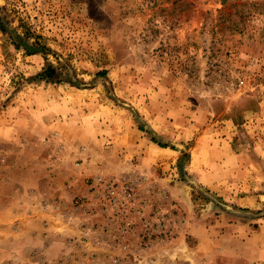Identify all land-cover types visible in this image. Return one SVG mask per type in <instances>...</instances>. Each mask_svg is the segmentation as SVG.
Returning a JSON list of instances; mask_svg holds the SVG:
<instances>
[{"label": "rangeland", "instance_id": "rangeland-1", "mask_svg": "<svg viewBox=\"0 0 264 264\" xmlns=\"http://www.w3.org/2000/svg\"><path fill=\"white\" fill-rule=\"evenodd\" d=\"M0 25V264H226L187 229L228 220L231 264H264V0H0ZM132 177L114 246L99 193Z\"/></svg>", "mask_w": 264, "mask_h": 264}, {"label": "built area", "instance_id": "built-area-1", "mask_svg": "<svg viewBox=\"0 0 264 264\" xmlns=\"http://www.w3.org/2000/svg\"><path fill=\"white\" fill-rule=\"evenodd\" d=\"M138 179H106L103 183V189L99 193L101 209L109 221L114 220L115 238L114 246L125 247L128 237L135 232V222L138 215L141 214V203L137 198ZM163 224L161 218L157 216L154 222L147 226L143 224L145 238L144 243L149 244L152 241V235L162 232ZM105 233H110V225L104 227ZM115 261V259H113Z\"/></svg>", "mask_w": 264, "mask_h": 264}, {"label": "crops", "instance_id": "crops-1", "mask_svg": "<svg viewBox=\"0 0 264 264\" xmlns=\"http://www.w3.org/2000/svg\"><path fill=\"white\" fill-rule=\"evenodd\" d=\"M204 184L211 183L210 180L202 181ZM212 226H214L213 230L215 234L211 235ZM223 226V227H221ZM236 224L234 220H228L224 224H204L202 227H199V230L196 229L195 226L190 225L188 227V232L196 238V243L198 245V249L200 252H208V250H212L211 245L214 246V252L216 256H218V263H222V259L226 258L228 262L226 264H231L234 259L236 253V246L239 242H245L248 245L251 242L250 237H245V240L242 241L238 234H236L234 228H236Z\"/></svg>", "mask_w": 264, "mask_h": 264}, {"label": "trees", "instance_id": "trees-1", "mask_svg": "<svg viewBox=\"0 0 264 264\" xmlns=\"http://www.w3.org/2000/svg\"><path fill=\"white\" fill-rule=\"evenodd\" d=\"M0 29L4 30V27L0 25ZM55 72H56V68L53 67L51 64H48L46 67L42 69L41 72L37 74V77L47 80L52 78Z\"/></svg>", "mask_w": 264, "mask_h": 264}]
</instances>
